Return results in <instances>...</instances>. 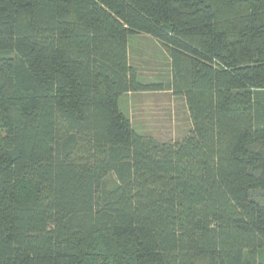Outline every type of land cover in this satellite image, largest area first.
Wrapping results in <instances>:
<instances>
[{
    "label": "trees",
    "instance_id": "obj_1",
    "mask_svg": "<svg viewBox=\"0 0 264 264\" xmlns=\"http://www.w3.org/2000/svg\"><path fill=\"white\" fill-rule=\"evenodd\" d=\"M153 91L179 139L122 108ZM0 264H264V0H0Z\"/></svg>",
    "mask_w": 264,
    "mask_h": 264
},
{
    "label": "rangeland",
    "instance_id": "obj_2",
    "mask_svg": "<svg viewBox=\"0 0 264 264\" xmlns=\"http://www.w3.org/2000/svg\"><path fill=\"white\" fill-rule=\"evenodd\" d=\"M131 61L145 83H162L169 79L166 52L152 38L132 36ZM121 106L133 127L160 141H173L190 128L184 100L169 91L138 92L125 95Z\"/></svg>",
    "mask_w": 264,
    "mask_h": 264
}]
</instances>
